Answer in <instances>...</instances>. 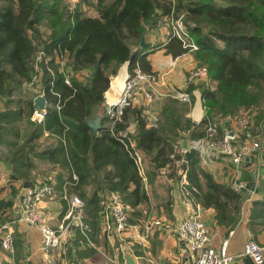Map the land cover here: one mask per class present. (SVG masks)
I'll return each instance as SVG.
<instances>
[{"label": "trees", "instance_id": "obj_1", "mask_svg": "<svg viewBox=\"0 0 264 264\" xmlns=\"http://www.w3.org/2000/svg\"><path fill=\"white\" fill-rule=\"evenodd\" d=\"M82 2L95 8L96 13L86 14L81 4L75 11L66 10L61 0H0V101L4 103L0 110V160L24 180L32 178L37 160L42 158L61 164L70 173L75 171V191L84 197L90 222L96 227L101 217L97 193L101 187L128 191L130 183L136 182V189L126 196H136L134 202L147 197L145 190L140 193L141 183L134 178L136 166L124 145L108 127L97 135L85 123L104 107L112 75L129 60H137L143 70H149L150 61L143 54L149 47L148 33L160 15L175 7L177 13H185L186 20L196 23L189 27L199 44L195 54L208 66L212 84L203 81L188 87L191 92L196 87L202 89L205 116L201 121L187 116L190 105L169 96L159 110L158 126L146 128L141 110L129 106L114 124L115 129L126 128L134 117L137 146L159 169L170 161L168 155L175 152V143L183 131L191 138L204 136L207 125L219 116H233L248 109L255 110L256 123L260 124L264 121V0H175V5L173 0ZM44 24L47 31L42 28ZM167 49L173 55L186 51L176 37ZM39 53L38 75L51 104L41 122L31 119L35 110L33 96L15 98L18 87L33 81ZM62 58L67 59V70L60 69L58 59ZM67 74L71 84L65 82ZM56 103L61 107L57 108ZM217 126L218 136H223L224 130ZM45 129L56 137L55 144L41 139ZM153 145L160 147L154 150ZM175 159L182 160L183 156L180 153L171 157V166ZM196 160L174 166L177 168L171 175L176 178L180 167L188 168L192 195L205 207L215 208L219 225L233 227L243 210L242 194L218 182ZM108 165L112 168L108 169ZM59 177L63 178L62 170ZM256 219L264 225V200L254 201L250 212L252 229ZM81 233L79 236L85 238ZM127 248L123 246L121 253ZM95 253L96 248L90 247L87 254ZM82 254L87 255L79 253Z\"/></svg>", "mask_w": 264, "mask_h": 264}, {"label": "crops", "instance_id": "obj_2", "mask_svg": "<svg viewBox=\"0 0 264 264\" xmlns=\"http://www.w3.org/2000/svg\"><path fill=\"white\" fill-rule=\"evenodd\" d=\"M154 27L148 33L147 41L149 47L143 54H146L147 59L150 61V67L147 72L155 73L159 76L162 75L165 84L162 85L160 80L157 81L156 88L164 93L156 98L151 108L152 112L158 116V122L156 125H152L147 120L146 128L158 126L161 118L159 110L164 100L168 98L167 92L171 87L185 89L186 72L198 62L195 53L184 52L173 55L167 49V44L171 40L168 36V27ZM60 60L58 59V64ZM61 62L63 63L62 60ZM130 72L131 62L129 60L121 65L118 73L111 79L109 88L105 92L106 100L104 107L98 111V113H103L104 119L103 127L99 131L94 132L97 135H101L107 129V124L109 123L107 104L109 101L114 102L117 100L124 86V81ZM144 83L143 86L148 88V83ZM189 104L187 116L201 121L206 112L201 88L196 87L192 90V98ZM3 108L4 103L0 101V110ZM131 108H139L142 116L145 118L141 106L135 105V107ZM248 111H250V114H255L254 109H249ZM236 116L238 114L221 123L220 127L224 132L225 130L242 132ZM129 121V125H132L134 128L131 136L132 151L117 139L124 145L125 150L129 152L136 166L134 178L141 183L139 187L140 193L142 190H145L147 197L139 198V201L134 202L136 196H126V194L136 189V182L130 183L128 191L113 189L109 186L101 187V189L97 190L101 199V210L99 211L101 217L96 227L92 226L90 222V215L84 197H81L75 191L74 185L78 180V174L75 171L70 173V170L68 168L63 169L61 164L54 165L49 160L42 158L37 160V168L33 169L32 178L24 180L16 173H12L6 169L5 165L9 164H3L0 160V264H49L41 249L40 230L19 219L22 212L21 198L23 189L37 181L56 182L54 197L40 203L42 210L53 226L59 223L67 208L68 200L65 195L76 193L85 201L83 213L85 219L89 222L88 225L91 229L90 237L95 245L87 241L86 243L83 237L79 236V230L76 229L65 248L64 255L57 258L55 264H128L125 257V253L128 250L133 253L137 264H192L194 256L179 239L174 227L194 209H199L202 218L211 231V245L220 248L225 240L228 241V251L235 255L231 264H257L250 255L244 252V247L249 239H254L264 245V225L261 224V220L256 219L254 229L251 228L250 223V212L254 201L264 200V121L258 124V126L256 125L255 130L252 131L253 136L262 141V147L248 156L240 165H235L230 158L223 155H215L204 161L197 153L195 156L197 159L196 164L210 172L218 182L225 186L232 188V183L237 181H245L247 184V187L238 192L243 196L242 213L239 216L238 222L230 228L218 224L215 208L205 207L197 201L189 189V181L186 185L189 192L187 193L182 189L180 178L183 173L182 171L186 172V176L188 175V168L183 169L180 167L177 170L176 178L174 175H171V172L177 168H174V166H179L184 161H190L185 159V151L192 146V138L188 133L183 131L182 137L178 141L179 148L186 149L182 161L178 162L174 160L171 166V154L169 153L170 161L159 169H155L147 157H144L143 151L137 146V140L134 137L137 124L134 122V117L131 116ZM41 139L48 140L51 144H55L57 141L56 137L47 129H45ZM53 139L55 142H51ZM166 146V144L163 145L164 148ZM159 147L156 145L151 146L154 150ZM131 153L138 154L140 162L137 163ZM177 154H180V150H177ZM139 164H141V168H139ZM186 166L189 167V163ZM107 168H112V165H108ZM61 170L63 171V178L59 177ZM117 178L118 176L114 177L115 180ZM104 179L106 180V178ZM91 192L92 188L90 187L89 193ZM114 196L119 197L129 206L130 221L132 224L139 223V227L129 228L124 232L108 230L104 202ZM125 199L132 201L129 202ZM157 217L169 220L171 222V229L154 226V230H152L154 232L147 233L145 224ZM8 226L13 230L14 234L12 251L5 249L1 241L4 235V228ZM92 231L94 238L91 236ZM126 245L129 248L125 249L122 254L121 249ZM90 247L96 248L98 253H95L93 256L88 255ZM80 252L87 255L82 254L80 256Z\"/></svg>", "mask_w": 264, "mask_h": 264}, {"label": "built area", "instance_id": "obj_3", "mask_svg": "<svg viewBox=\"0 0 264 264\" xmlns=\"http://www.w3.org/2000/svg\"><path fill=\"white\" fill-rule=\"evenodd\" d=\"M81 0H64L63 5L66 8L73 11L74 7L78 5ZM174 12L163 14L159 18L156 24L157 27H168L169 39L174 37L178 38L182 46L189 50L199 49V44L196 42L194 36L191 34L189 27L195 26V23H185L181 16L174 17ZM176 19V20H175ZM155 28V27H154ZM41 55L36 56L34 65L37 71H40L39 59ZM131 72L127 75L124 86L120 92L118 99L114 102H108L107 116L109 117L108 129L112 132L116 138H118L124 145L132 151L131 136L134 131L132 125L127 126L124 129H115L114 124L121 119L123 110L125 107H135V105L141 106L144 111L146 120L152 125H156L158 122V116L151 110V105L159 95L164 92L158 90L157 81L160 80L161 84H165L162 75L147 72L143 70L136 60L131 62ZM63 70V67H60ZM38 80L40 76L37 74ZM188 82L198 84L200 82H206L211 85L212 81L209 77V71L207 65H196L192 67L187 75ZM67 84H71V78L67 74L65 78ZM144 82H147L149 87H144ZM53 84V82H52ZM188 86L183 88H177L174 97L181 99L182 101L190 102L192 92L188 90ZM161 85V86H162ZM171 96V89L167 92ZM51 104L48 101V106L42 109L40 112L35 108L31 115L34 120L42 121ZM57 108H60V104L56 103ZM249 110V109H248ZM245 110L238 114L237 121L241 133L228 132L220 138H215L214 133L218 132V126L223 121L229 120L228 116H219L216 122L207 125L206 138L199 139L197 146V152L199 157L204 161L215 155H223L235 164L240 165L248 156L253 154L256 150L262 147V141L259 138L253 136L249 130V126L252 122L254 114H250V111ZM243 134V135H242ZM135 161L140 162V156L136 153H131ZM177 151L171 154V157L176 158ZM176 160V159H175ZM181 162L182 160H176ZM141 168V164H139ZM184 171L183 176L180 178L182 189L187 193L188 180ZM247 187L245 181H237L232 183V189L240 192ZM56 191V182H42L37 181L31 183L23 189V195L21 198L22 212L20 220L28 223L31 226H35L41 233V249L49 264H55L57 258L65 252L66 246L69 244L73 237L75 230L79 226L89 243L94 244L89 237V234L85 231V225L83 222L84 213V200L76 193L67 194L65 197L68 200L67 208L59 223L53 226L47 218L45 212L42 210L40 203L46 199L53 198ZM107 216V228L108 230L124 232L129 228L139 227V223L132 224L130 221L129 206L124 203L119 197H113L110 200L104 202ZM154 226L163 227L165 229H171V222L169 220L157 217L148 221L145 224L147 233L152 232ZM179 239L184 243V246L194 258L192 264H231L235 255L228 251V241L225 240L220 248H216L211 245V231L206 222L201 216L199 209L192 210L185 218L174 227ZM2 245L7 250H13L14 234L13 230L4 228V235L1 238ZM244 252L250 255L257 264L264 263V245L260 244L254 239H249L245 243Z\"/></svg>", "mask_w": 264, "mask_h": 264}, {"label": "rangeland", "instance_id": "obj_4", "mask_svg": "<svg viewBox=\"0 0 264 264\" xmlns=\"http://www.w3.org/2000/svg\"><path fill=\"white\" fill-rule=\"evenodd\" d=\"M63 2H64V0H61V7L62 8H64V9H66V10H71V9H68V8H66L67 6H65V5H63ZM79 4H81V7H82V9H84L85 10V12H86V14H95L96 13V10H95V8H93L92 6H89V5H87V4H85V3H83L82 2V0L78 3V5L76 6V7H74V11L75 10H77L78 9V7H79ZM173 4L175 5V0H173ZM77 8V9H76ZM174 10H173V12H174V17H178V16H181V18H183V20L185 21V23L186 24H188L189 22H193V23H195L194 21H191V20H186V16H185V13H177L176 12V10H175V7L173 8ZM176 20V19H175ZM196 24V23H195ZM47 25H42V28H43V30L44 31H47V27H46ZM135 49H136V47H135ZM198 50V49H197ZM186 53H196V50H193V49H189V50H186L185 51ZM196 55V54H195ZM197 58V57H196ZM61 60L63 61V63L61 62ZM60 61H59V66L60 67H63V68H65L66 70H67V59L66 58H62ZM197 63L195 64V65H193V66H191L188 70H187V72H186V78H185V86L187 87L188 85L187 84H190L189 82H188V79H187V75H188V72H189V70L192 68V67H194V66H196V65H207L206 63H202L199 59H197ZM40 65V64H39ZM38 73H41V70L40 71H37L36 70V68H35V65H34V76H33V81H30V82H27V81H25L20 87H18L17 88V90L15 91V98H20V97H23V96H33V98H35L38 94H40V93H42L43 92V82L41 81V79H39L38 80V78H37V74ZM113 77H115V75H112V79H113ZM71 78V77H70ZM176 89L177 88H175V87H171V96H173V94H176ZM168 97H169V95H168ZM164 98H167V97H164ZM163 98V99H164ZM191 98H192V95H191ZM166 100V99H165ZM181 100V99H180ZM182 101V100H181ZM184 102H186V101H184ZM191 102V101H190ZM190 102H186V103H190ZM153 104H154V102H153ZM153 104L151 105V108H152V106H153ZM262 104L264 105V99L262 100ZM190 105V104H189ZM157 108H158V106H157ZM245 111V110H244ZM243 112V111H242ZM242 112H240V113H242ZM240 113H238V114H240ZM234 116V115H233ZM228 117H232V116H228ZM237 117V116H236ZM31 119L32 120H34L33 118H32V116H31ZM236 120H237V118H236ZM34 121H37V120H34ZM38 122H41V121H38ZM238 122V121H237ZM256 125L258 126V124L256 123V120H255V117H253L252 118V122H251V124H250V126H249V130H250V132L253 134V132L252 131H254L255 130V127H256ZM218 130V132H219V128L217 129ZM218 132H215L214 133V137L215 138H220L221 136H218ZM228 132H236L235 130H225V132L223 133V135L225 134V133H228ZM206 135H207V130H206V134L204 135V136H201V137H198V138H192V142H191V144H192V146H196V144L198 143V140L199 139H201V138H203V139H205L206 138ZM181 139V137H179V139H178V141ZM178 141L175 143V150L177 151V150H180V153H181V155L183 156V154H184V151L186 150V149H181V148H179V143H178ZM51 142H55L54 141V139H53V141L51 140ZM183 148V147H182ZM196 148H197V146H196ZM197 154H198V152H197ZM198 156H199V154H198ZM182 163V162H181ZM180 163V164H181ZM41 167H43V166H41ZM183 173H184V171H182ZM183 173H182V176H183ZM181 176V177H182ZM85 202V201H84ZM83 222H84V225L86 226L85 227V231H86V233L87 234H89V237H90V231H91V229H90V226L88 225L89 224V222H87V220L85 219V216H84V218H83ZM106 224H107V220H106ZM77 230H79V231H81L82 232V230L80 229V227L78 226L77 227ZM154 230V229H153ZM154 232V231H153ZM153 232H151V233H153ZM83 233V232H82ZM81 233V234H82ZM83 235H84V233H83ZM85 236V235H84ZM84 239V241L86 242H88V240H87V238H86V236H85V238H83ZM90 239L92 240V238L90 237ZM14 242V241H13ZM86 242V243H87ZM93 242V241H92ZM89 243V242H88ZM13 245H14V243H13ZM91 245V244H90ZM94 245V244H93ZM95 246V245H94ZM63 255H64V253H63ZM63 255H61V256H63Z\"/></svg>", "mask_w": 264, "mask_h": 264}, {"label": "water", "instance_id": "obj_5", "mask_svg": "<svg viewBox=\"0 0 264 264\" xmlns=\"http://www.w3.org/2000/svg\"><path fill=\"white\" fill-rule=\"evenodd\" d=\"M158 15V13H157ZM145 44L144 39L142 40V45ZM108 105V104H107ZM34 106L37 109L38 112H40L42 109L46 108L48 106V98L46 96V92L43 91L42 93L38 94L34 98ZM103 119L104 115L103 113H97L95 116H93L90 119H86L85 123L89 126L90 130L93 132L99 131L103 127ZM197 153L196 146H191L189 149L185 151V159L186 160H192L195 158ZM126 260L128 264H137L136 259L129 250L125 253Z\"/></svg>", "mask_w": 264, "mask_h": 264}, {"label": "bare ground", "instance_id": "obj_6", "mask_svg": "<svg viewBox=\"0 0 264 264\" xmlns=\"http://www.w3.org/2000/svg\"><path fill=\"white\" fill-rule=\"evenodd\" d=\"M118 99V98H117ZM116 101V100H115Z\"/></svg>", "mask_w": 264, "mask_h": 264}]
</instances>
